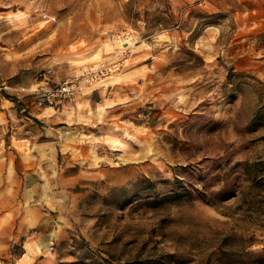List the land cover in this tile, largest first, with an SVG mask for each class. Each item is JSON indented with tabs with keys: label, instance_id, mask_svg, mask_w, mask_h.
<instances>
[{
	"label": "rangeland",
	"instance_id": "374dc122",
	"mask_svg": "<svg viewBox=\"0 0 264 264\" xmlns=\"http://www.w3.org/2000/svg\"><path fill=\"white\" fill-rule=\"evenodd\" d=\"M11 150L4 264H264V0H0Z\"/></svg>",
	"mask_w": 264,
	"mask_h": 264
},
{
	"label": "crops",
	"instance_id": "0c3cea01",
	"mask_svg": "<svg viewBox=\"0 0 264 264\" xmlns=\"http://www.w3.org/2000/svg\"><path fill=\"white\" fill-rule=\"evenodd\" d=\"M9 152L11 155H9ZM12 155L13 158H16L14 159V163L11 167L10 165L9 167L6 164L4 165L2 161H0V236H2V229L7 228L8 226L10 227L12 223H16L17 228H20L21 234H23L22 232L28 231L30 224L29 221L21 220L19 218L20 211H17L16 204L18 206L21 205L20 196L16 195L15 193L10 194L11 189L15 187V183L17 181L16 177H11L12 173L18 174V172L21 171L24 167V160L22 159V156L18 153L16 156V154L12 150L5 151V154H3V159L6 161V163H9V161H11L10 159H12ZM45 156L46 160L49 161L50 166L53 168L52 163H50L51 160L48 159L49 157L47 158V155ZM11 178L14 179V181H11ZM44 213V211H39L34 220V223L38 225V228L45 223L46 217ZM7 235L8 234H6V236Z\"/></svg>",
	"mask_w": 264,
	"mask_h": 264
},
{
	"label": "built area",
	"instance_id": "2783aa9c",
	"mask_svg": "<svg viewBox=\"0 0 264 264\" xmlns=\"http://www.w3.org/2000/svg\"><path fill=\"white\" fill-rule=\"evenodd\" d=\"M75 91L76 89L74 82H69V83L64 82L55 88L54 92L51 93V96L61 95V96L73 98ZM0 264H4L2 258H0Z\"/></svg>",
	"mask_w": 264,
	"mask_h": 264
},
{
	"label": "trees",
	"instance_id": "16d2710c",
	"mask_svg": "<svg viewBox=\"0 0 264 264\" xmlns=\"http://www.w3.org/2000/svg\"><path fill=\"white\" fill-rule=\"evenodd\" d=\"M240 195H241V200L245 203L251 202L252 200H254L252 198H256V196H257L256 193H254L253 196L250 195V192H249L248 188H246V187L241 188ZM258 201H260V199Z\"/></svg>",
	"mask_w": 264,
	"mask_h": 264
}]
</instances>
